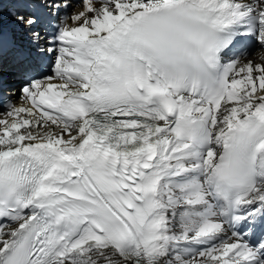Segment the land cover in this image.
Returning <instances> with one entry per match:
<instances>
[{
  "label": "snow or ice",
  "instance_id": "6c2138e0",
  "mask_svg": "<svg viewBox=\"0 0 264 264\" xmlns=\"http://www.w3.org/2000/svg\"><path fill=\"white\" fill-rule=\"evenodd\" d=\"M0 264H264V0H0Z\"/></svg>",
  "mask_w": 264,
  "mask_h": 264
}]
</instances>
